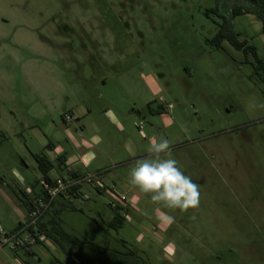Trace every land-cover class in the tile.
Masks as SVG:
<instances>
[{"label": "rangeland", "instance_id": "374dc122", "mask_svg": "<svg viewBox=\"0 0 264 264\" xmlns=\"http://www.w3.org/2000/svg\"><path fill=\"white\" fill-rule=\"evenodd\" d=\"M239 5L246 3L0 0V178L8 185L0 226L11 232L24 220L10 191L25 189L14 171L39 192L36 155L66 178L57 156L88 150L96 158L81 175L89 181L67 199L74 209L59 215L63 230L107 250L84 247L83 264L113 250L146 264H264V84L250 55L226 39L220 48L209 43L226 26L264 60L261 22L232 16ZM161 138L169 151L160 156L199 184L197 207L168 209L128 182ZM116 206L125 221L113 228ZM39 242L33 255L6 246L0 260L79 264L75 244Z\"/></svg>", "mask_w": 264, "mask_h": 264}, {"label": "trees", "instance_id": "16d2710c", "mask_svg": "<svg viewBox=\"0 0 264 264\" xmlns=\"http://www.w3.org/2000/svg\"><path fill=\"white\" fill-rule=\"evenodd\" d=\"M246 3V5H239L236 7H233L231 9V15H239V14H246L251 13L254 14L261 22V31L264 35V0H242ZM227 40L235 49L240 50L243 52V54L248 57L249 55L252 57V70L255 75L259 77L261 82L264 84V60L260 59L255 51L254 46L248 45L245 41H238L235 38V35L228 30L226 26H221L219 30L217 31L216 35L209 41V43L216 47H221V42L223 40ZM63 157H58L57 162L62 163ZM36 164H37V170L41 174L40 180L37 181V183L41 186V189L39 192L34 194V196H26L24 193L19 197L21 200L23 206L26 209V214L28 215V212L31 211V209L34 206V200L40 198L43 201H47L49 198L46 190L43 188L42 182L49 183L53 185V181L48 177V173L53 168L52 162L47 159L46 156H35ZM34 188V187H33ZM78 186L74 185L70 187L67 194H58L55 196L50 202H48L47 208L43 211L42 216L39 218V220L36 223V229L37 233L39 235H43L45 238L51 240L59 247H64L65 243H73L77 246V251L74 252L75 255L79 258V264H83L84 262H88V258L86 257V254L83 252L82 249L84 247H87L89 250L97 252L99 254H102L103 252L107 251L106 249L102 248L98 244H96L92 237L86 240H81L77 237H74L70 235L68 232L63 230L60 224V212L65 209H74L73 205H71V202L67 199L70 198H78ZM57 197L62 198V202H58L59 208H55V203ZM122 208L120 206H116V208L113 209V216L111 218V221L108 222V225L113 228L121 227L125 221L124 216H122L119 213V210ZM23 225V222H19L17 228ZM14 229V230H15ZM29 232L31 234V237L35 238L36 243H40L37 236L34 235V231L32 229H29ZM43 244V243H42ZM32 247H21L22 250H24V253L27 255H33ZM15 255L17 256L18 249L13 250ZM97 262L100 264H146L144 261H140L134 256V252L131 250L127 253H118L117 251H111L105 253V256L101 255L97 258Z\"/></svg>", "mask_w": 264, "mask_h": 264}, {"label": "clouds", "instance_id": "9594fccd", "mask_svg": "<svg viewBox=\"0 0 264 264\" xmlns=\"http://www.w3.org/2000/svg\"><path fill=\"white\" fill-rule=\"evenodd\" d=\"M150 151L153 156L136 161L128 172L130 185L171 210L186 211L197 207L200 203L199 184L184 173L175 158L160 156L169 151V141L166 138L153 139ZM167 219L171 223L174 217L168 216Z\"/></svg>", "mask_w": 264, "mask_h": 264}, {"label": "built area", "instance_id": "2783aa9c", "mask_svg": "<svg viewBox=\"0 0 264 264\" xmlns=\"http://www.w3.org/2000/svg\"><path fill=\"white\" fill-rule=\"evenodd\" d=\"M83 180L89 181L86 178H84ZM52 181L53 185L42 182L43 188L46 190L49 198L46 202L41 200L40 198L34 200V206L31 211L28 212V215L22 226L11 232H6L0 226V253L6 246L14 250L21 247H29L36 243L35 238L31 237L29 229H32L34 231V235L37 236L39 241H43L45 239L43 235H39L37 233L36 223L42 216L43 211L47 208L48 202H50L58 194H67L70 187L77 184L76 181L63 179L61 177H57ZM114 193L116 194L120 203H126V197L123 194L120 195V193Z\"/></svg>", "mask_w": 264, "mask_h": 264}, {"label": "crops", "instance_id": "0c3cea01", "mask_svg": "<svg viewBox=\"0 0 264 264\" xmlns=\"http://www.w3.org/2000/svg\"><path fill=\"white\" fill-rule=\"evenodd\" d=\"M50 145V144H49ZM65 153H61L59 154L58 157H63L62 159V163H58L61 169H64V171L67 173V177L64 178L61 174H58L57 172H55V175L51 174V171L53 170V168L50 170V172L48 173V177L53 180L57 177H61L63 179H67V180H71V181H76L77 182V186L79 187L81 184V181H84L83 179L85 178L82 177L81 175V169L82 168H87L88 166L91 165V163L95 160L96 156L93 152H89L84 151L81 152L80 154H71L70 156ZM49 161H51V158H47ZM79 165L81 168H77L75 166ZM37 166V164H36ZM77 169V170H76ZM15 177L17 180H19V182L21 183V185H24L25 189H21V188H16V187H11L10 191L13 195L17 196V202L19 207L21 208L20 210H18V212L20 213L22 219H24L23 221H25L26 216H27V212L25 207L23 206L21 200L19 199V197L22 195V193H24V195L26 196H34V194H36L37 192H35L34 188L31 186L30 182H28V184H24L27 183L24 176L21 174H18L16 171H14ZM8 187V185H4V182L2 181V178H0V190L1 187ZM21 221V222H23ZM33 252V250H32ZM0 264H3V262L0 260Z\"/></svg>", "mask_w": 264, "mask_h": 264}, {"label": "flooded vegetation", "instance_id": "af4514ba", "mask_svg": "<svg viewBox=\"0 0 264 264\" xmlns=\"http://www.w3.org/2000/svg\"><path fill=\"white\" fill-rule=\"evenodd\" d=\"M109 7L111 8V6L109 5ZM94 13V12H93ZM96 13V12H95Z\"/></svg>", "mask_w": 264, "mask_h": 264}]
</instances>
